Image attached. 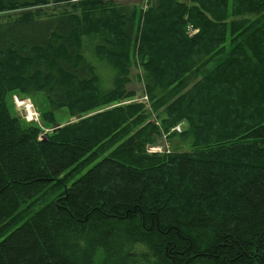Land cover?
<instances>
[{
    "label": "trees",
    "instance_id": "obj_1",
    "mask_svg": "<svg viewBox=\"0 0 264 264\" xmlns=\"http://www.w3.org/2000/svg\"><path fill=\"white\" fill-rule=\"evenodd\" d=\"M52 2L0 0V264H264V0Z\"/></svg>",
    "mask_w": 264,
    "mask_h": 264
},
{
    "label": "rangeland",
    "instance_id": "obj_2",
    "mask_svg": "<svg viewBox=\"0 0 264 264\" xmlns=\"http://www.w3.org/2000/svg\"><path fill=\"white\" fill-rule=\"evenodd\" d=\"M52 1L53 0H49L48 4L43 5L41 11L42 12H44V11H47V12L57 11L59 9V6L55 5V4L53 5ZM116 1L122 2V3L127 4V5L135 4V5L139 6V5H143L146 0H116ZM19 12H20V10H14V11H7L4 13H0V21H5L9 18H14L15 16L18 15ZM84 46H85L86 57L88 60H90L94 64L96 71L99 74L101 84L103 86H110V84H111V71H110L109 67L107 66V64L105 62L96 60L93 57L91 45H90V43H88L87 40L85 41ZM129 78H130V80L126 84V88L128 90L134 91L135 94L132 97H129L120 103L121 104L130 103V102L141 103L144 106V108H148L149 101H148L147 97L145 96V94L142 92V83L139 80V69H138L137 65L134 64L131 67ZM21 101L22 102L26 101L27 102L26 104L30 107L31 114H32L30 117L27 113V110L23 108V105L18 106L17 103H19ZM7 103L9 104V108H10L11 113L14 114L15 116L19 117L21 119V121L23 122V124L35 123L41 127L43 132H50L54 128H56L57 126L65 124L66 122L72 121L74 119L73 117H71L68 114V111L65 108H61V109H56L53 111L54 112V122L53 123H47V124L44 123L42 121L40 115L43 111L49 110L50 106L47 104L43 94H41V93L33 94V95H27L25 97L19 96L17 94H13L7 98ZM24 110H25V112H24ZM182 126L177 125L174 127V129L176 131H180ZM41 135H42V133H41ZM177 139L178 138H174V139L169 141V140L165 139V137L163 136V137L159 138L156 141V143L151 144V145H147L146 150L148 153L165 152L166 150L171 149L173 146L176 145ZM179 144H181L180 145L181 150H187L188 149V145L186 144V142H180Z\"/></svg>",
    "mask_w": 264,
    "mask_h": 264
},
{
    "label": "bare ground",
    "instance_id": "obj_3",
    "mask_svg": "<svg viewBox=\"0 0 264 264\" xmlns=\"http://www.w3.org/2000/svg\"><path fill=\"white\" fill-rule=\"evenodd\" d=\"M26 103H27L26 101L25 102H22L21 101V102H19L17 104H18V106L23 105V108L27 110V113H28V115L30 117L32 115L31 114V109H30V107ZM24 112H25V110H24Z\"/></svg>",
    "mask_w": 264,
    "mask_h": 264
}]
</instances>
